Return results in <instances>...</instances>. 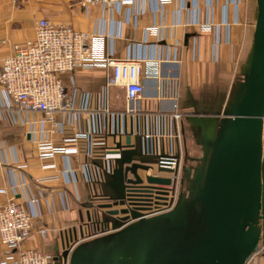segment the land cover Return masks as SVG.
Returning a JSON list of instances; mask_svg holds the SVG:
<instances>
[{"label": "crops", "instance_id": "obj_1", "mask_svg": "<svg viewBox=\"0 0 264 264\" xmlns=\"http://www.w3.org/2000/svg\"><path fill=\"white\" fill-rule=\"evenodd\" d=\"M145 3L143 12L142 2L104 11L101 5L85 8L82 0H0V71L17 45L35 40L41 19L72 27L79 33L105 34L108 52L115 58L149 60L143 64L145 93L137 107L142 113L161 115L170 114L173 106L178 105L183 114L180 125L185 147V118H207L215 113L210 111L219 107L223 111L215 115L221 118L235 86L242 80L253 44L257 0H172L161 12H153L151 0ZM148 28L158 31L147 33ZM109 74L107 67L99 65L94 69L78 67L74 73L62 74L60 78L69 93L77 88L80 93L96 96L106 86ZM2 89L0 85V104ZM112 94L124 103L113 102ZM109 98L112 112L126 110L123 89L111 88ZM97 105L95 100L93 109ZM45 117L43 113H34L29 120L36 123L37 131H47L46 138L55 146H62L63 135L50 132V124H43ZM17 118L0 109V189L9 188L12 180L26 175L32 194L40 200L41 216L34 221L23 248L41 251L51 257L50 264H64L56 258L61 257L69 237L73 238L72 247L86 236L85 226L92 222L88 213L101 229H113L103 224L97 209L98 205L108 203L102 187L107 178L96 186L85 180L83 165L92 159L83 153L84 145H80L81 152L68 157L42 158L34 135L30 134V125L24 126ZM166 119L170 125L171 116ZM101 137L104 144L99 143L93 150L98 153L94 161L99 165L102 162L96 158L103 152V145H115L113 137ZM135 137L138 136H133V140ZM68 169L77 173L76 182L65 180L64 171ZM87 197L91 206L87 205ZM11 199L22 200L9 191L0 195V205ZM18 257L19 251H15L7 260L5 247L0 243V264L6 260L13 264Z\"/></svg>", "mask_w": 264, "mask_h": 264}, {"label": "water", "instance_id": "obj_2", "mask_svg": "<svg viewBox=\"0 0 264 264\" xmlns=\"http://www.w3.org/2000/svg\"><path fill=\"white\" fill-rule=\"evenodd\" d=\"M219 119L218 128L206 124L205 118L191 121L203 155L199 169H185L193 176L189 196L180 194L171 211L153 217L137 210H110L135 202L148 190L167 195L172 185L165 174L173 171L149 162L155 158L143 154L140 137H135L141 141L137 150L132 121L129 133L125 122L123 136L117 135L119 157L103 192V198L113 203L97 206L99 219L113 232L81 243L72 252L69 237L56 260L64 264H247L264 239V0H257L253 44L242 80ZM138 170L159 175L143 179ZM88 220L92 221L90 213Z\"/></svg>", "mask_w": 264, "mask_h": 264}, {"label": "built area", "instance_id": "obj_3", "mask_svg": "<svg viewBox=\"0 0 264 264\" xmlns=\"http://www.w3.org/2000/svg\"><path fill=\"white\" fill-rule=\"evenodd\" d=\"M137 2H142L144 12L145 0H82V6L87 8L101 5L104 11H108L120 10L125 5H134ZM171 2L172 0H151L153 12L163 11ZM157 31V28L147 29V33ZM148 61L140 57L115 58L108 52L105 34L79 33L72 27L57 26L47 19H41L36 27L35 40L26 45H17L0 71V85L3 88L0 109L19 117L24 126L30 125V134L34 135L42 158L56 155L68 157L81 152L80 145H84L83 153L92 161L83 165V175L92 186L101 184L113 173L115 159L119 157L115 155L117 135L123 136L125 122L129 125V133L132 121L134 136L140 137L144 143L143 154L156 159V168L173 171L165 174L172 180L167 204L159 212L145 217L167 213L176 206L180 197L176 195V187L181 184L184 152L180 125L183 114L178 105L173 106L170 114L161 115H148L137 107L145 93L141 75L143 64ZM99 65L107 67L110 74L106 86L98 95L80 93L77 88H73L71 93L68 92L60 75L74 73L78 67L94 69ZM114 87L125 92L127 106L123 113L111 111L109 90ZM95 100L98 105L93 109ZM34 113H43L46 116L43 124H50V132L63 135L62 146H55L49 141L46 138L47 131H37L36 123L29 120ZM59 115L68 118L60 120ZM167 115L172 119L170 125L167 123ZM19 119L17 118V122ZM101 135L113 137L115 145L114 148L103 145V152L96 158L102 162L99 165L94 161L98 153L95 154L93 150L99 143L104 144ZM148 174L159 175L157 171ZM63 176L67 182L78 180L77 173L71 169L64 171ZM9 191L22 200L18 202L11 199L0 205V243L5 247L7 260L13 257L15 251H19L18 260L13 264H50L51 257L41 251L23 248L31 235L34 221L41 216L40 200L32 194L26 175L22 174L18 181L12 180L9 188L0 189V195H7ZM63 200H66L65 197ZM85 230L86 236L70 247V252L81 243L113 232L107 228L101 229L99 223L88 224ZM45 232L42 231L43 234ZM7 260L2 264H8Z\"/></svg>", "mask_w": 264, "mask_h": 264}, {"label": "rangeland", "instance_id": "obj_4", "mask_svg": "<svg viewBox=\"0 0 264 264\" xmlns=\"http://www.w3.org/2000/svg\"><path fill=\"white\" fill-rule=\"evenodd\" d=\"M112 100L113 102H117V103H124L123 100H119L114 98V95L112 94ZM204 108V107H203ZM203 111H205V109H203ZM223 110H221V107L219 108H214L212 111L210 112H215L213 115L205 118V122L206 124H212L215 126V128H218L220 125V119L218 120V118L216 117L217 112H222ZM185 127H186V142H185V147H184V152H183V159L181 162V167H182V171H181V181L185 176V184H180L178 185V187H176V195L180 196V194H184L185 196H187V193L189 191V188L191 186V181L188 175V172H185V168L195 171L197 168L199 169L200 167V157H202L203 155V150L202 147L199 146L196 143L195 140V136L193 134V126L191 124V119L186 117L185 118ZM134 144L137 147V150L140 151L141 150V141L140 139L135 138L133 140ZM149 162L152 164H157V161L155 159H149ZM180 181V182H181ZM102 187L104 190H106V186L103 183ZM88 198V197H87ZM87 205L91 206L92 201L90 200V198H88L86 200ZM107 218H110L109 216ZM247 264H264V239L261 241L260 244V249L258 251V253H256L255 255L252 256L251 260L249 261V263Z\"/></svg>", "mask_w": 264, "mask_h": 264}, {"label": "flooded vegetation", "instance_id": "obj_5", "mask_svg": "<svg viewBox=\"0 0 264 264\" xmlns=\"http://www.w3.org/2000/svg\"><path fill=\"white\" fill-rule=\"evenodd\" d=\"M138 173H139L141 178L145 179V177L147 175V173L145 171L138 170ZM189 178L191 180L193 178V176H191ZM184 184H185V177H184ZM167 189H168L167 193H169L167 195H160V194H158L157 190H148V192H143L141 194L143 196H141L140 198H137V200H135V202H126L125 205L113 207L110 210H119V211H121V210H129V211L137 210L138 213H140L143 216H147V215L157 213L163 208V205H164V204H160V203H166L168 201V199L170 198L171 192L169 191L170 190L169 187ZM145 191H147V190L145 189ZM188 196H189V193H187L186 197H188ZM111 203H113V201L108 200L107 204H111ZM106 211H107V209L104 210V212H106ZM128 215H130V213ZM125 216H127V214H119L118 217H125ZM154 216H157V215H154ZM150 217H153V216H150ZM97 223H98L97 221L95 222L93 220L91 222L92 225L93 224L96 225ZM82 228H84V227H82Z\"/></svg>", "mask_w": 264, "mask_h": 264}]
</instances>
